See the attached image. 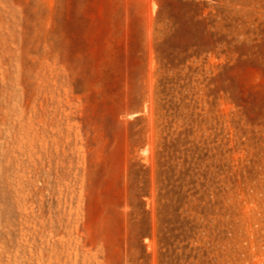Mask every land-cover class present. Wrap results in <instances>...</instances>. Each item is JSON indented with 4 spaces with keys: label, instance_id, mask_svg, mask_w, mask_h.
Returning <instances> with one entry per match:
<instances>
[{
    "label": "rangeland",
    "instance_id": "obj_1",
    "mask_svg": "<svg viewBox=\"0 0 264 264\" xmlns=\"http://www.w3.org/2000/svg\"><path fill=\"white\" fill-rule=\"evenodd\" d=\"M0 264H264V0H0Z\"/></svg>",
    "mask_w": 264,
    "mask_h": 264
}]
</instances>
